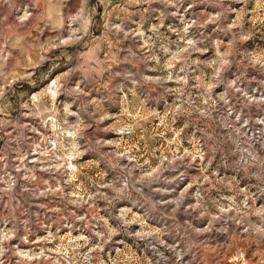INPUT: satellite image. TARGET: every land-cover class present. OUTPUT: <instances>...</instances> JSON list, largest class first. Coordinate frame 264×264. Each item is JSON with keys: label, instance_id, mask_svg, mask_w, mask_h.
<instances>
[{"label": "rangeland", "instance_id": "374dc122", "mask_svg": "<svg viewBox=\"0 0 264 264\" xmlns=\"http://www.w3.org/2000/svg\"><path fill=\"white\" fill-rule=\"evenodd\" d=\"M0 264H264V0H0Z\"/></svg>", "mask_w": 264, "mask_h": 264}]
</instances>
